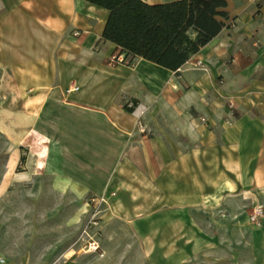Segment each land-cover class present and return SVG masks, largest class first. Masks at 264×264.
Listing matches in <instances>:
<instances>
[{"label": "crops", "instance_id": "obj_1", "mask_svg": "<svg viewBox=\"0 0 264 264\" xmlns=\"http://www.w3.org/2000/svg\"><path fill=\"white\" fill-rule=\"evenodd\" d=\"M225 3L219 32L171 71L109 63L123 53L101 38L104 8L0 0V97L26 90L51 159L75 162L54 191L115 193L124 264H264V216L247 220L264 209V0Z\"/></svg>", "mask_w": 264, "mask_h": 264}, {"label": "rangeland", "instance_id": "obj_2", "mask_svg": "<svg viewBox=\"0 0 264 264\" xmlns=\"http://www.w3.org/2000/svg\"><path fill=\"white\" fill-rule=\"evenodd\" d=\"M28 102L22 88L19 96L0 97V264H124L127 229L108 219L106 205L91 216L89 199L100 194L52 189L59 187L62 172L74 174L75 162L51 159L44 115ZM130 243L134 252L138 242ZM67 245L77 252L62 256ZM131 264H141L140 258L132 256Z\"/></svg>", "mask_w": 264, "mask_h": 264}, {"label": "trees", "instance_id": "obj_3", "mask_svg": "<svg viewBox=\"0 0 264 264\" xmlns=\"http://www.w3.org/2000/svg\"><path fill=\"white\" fill-rule=\"evenodd\" d=\"M108 11L101 38L115 44L127 63L141 58L176 71L212 37L226 17L225 0H84ZM131 107H126L128 112Z\"/></svg>", "mask_w": 264, "mask_h": 264}, {"label": "built area", "instance_id": "obj_4", "mask_svg": "<svg viewBox=\"0 0 264 264\" xmlns=\"http://www.w3.org/2000/svg\"><path fill=\"white\" fill-rule=\"evenodd\" d=\"M109 63H112V64H123V65H129V63H127V61L124 59L123 55L122 54H114L112 56L109 57V60H108ZM195 66L196 67H200V62L197 61L195 63ZM78 87L75 86V85H71L70 87L66 88L65 89V93H69V92H72V91H75L77 90ZM229 106H232V104L229 103ZM201 120L203 121L204 118H201ZM114 192H110L109 194H100L96 197H91L89 199V201L91 202L92 204V218L94 217V215L99 212V206L100 205H106L107 204V200L110 198V197H113L114 196ZM264 216V209H263V206L261 204H254L252 206H250L249 208V211L247 213V220L249 222V224H251L252 226L256 227V228H259L261 227L262 225V218ZM90 220V223L92 224H96V220ZM92 247H91V250L92 251H95L96 250V247L94 245V242L92 243ZM0 262H2V259H0Z\"/></svg>", "mask_w": 264, "mask_h": 264}]
</instances>
